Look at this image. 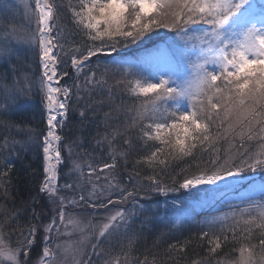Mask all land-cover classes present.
I'll return each instance as SVG.
<instances>
[{
  "label": "snow or ice",
  "instance_id": "6c2138e0",
  "mask_svg": "<svg viewBox=\"0 0 264 264\" xmlns=\"http://www.w3.org/2000/svg\"><path fill=\"white\" fill-rule=\"evenodd\" d=\"M0 65V264H264V182L183 241L184 202L151 195L264 173V0H0ZM27 151L42 179L17 203Z\"/></svg>",
  "mask_w": 264,
  "mask_h": 264
},
{
  "label": "trees",
  "instance_id": "16d2710c",
  "mask_svg": "<svg viewBox=\"0 0 264 264\" xmlns=\"http://www.w3.org/2000/svg\"><path fill=\"white\" fill-rule=\"evenodd\" d=\"M171 34L166 33L164 30H160L159 34H152L151 39H145L143 42L138 44H133L128 48L120 49L119 55L114 54L113 59L115 60H123L128 59L132 60L137 57L143 56L147 51L153 49L161 44L164 43V38L170 36ZM4 65H0V71L5 70ZM71 83V81H69ZM23 108L21 109V116L27 120L33 121V126L38 128L46 127L45 123H42V117L40 113V98L39 96H34L31 100L23 101ZM18 119L21 118L20 116L17 117ZM74 123L73 120H70L69 127L72 126ZM65 134L70 135L68 129H65ZM66 155V153H65ZM14 168L12 170L11 178L13 182V192L17 193V203L20 200L29 198V194L36 195L35 187L37 185V180L34 179L35 176L38 174L42 179V154H36L33 151L23 152L19 158L13 157ZM131 167V165H129ZM187 167L186 163H173L171 168L166 172L165 179H168L170 183L169 177L176 175L180 172L181 168ZM64 171H67L65 168ZM145 173H147V169H142ZM251 181V183H250ZM62 182V181H61ZM264 182V173H260L258 175L253 176V174H244L243 178H238L235 183L226 184L217 187L214 189L215 194H229L234 193L239 190L245 189L251 185L261 184ZM145 183H147L145 181ZM213 193V192H212ZM152 200L159 201L160 204L164 203L165 201L169 203L173 202H183L188 194L186 190L181 189L177 192H168L165 196H159L155 193L151 194ZM110 208L112 206H109ZM116 207H131V204L128 205H117ZM114 210V209H113ZM91 211V210H89ZM106 210H100V214H105ZM195 219H190L188 224H185L182 229L175 233V236L180 240L183 241L187 237L191 236L197 229L198 225L195 223ZM152 236H149L147 240V245L150 246L152 244ZM17 237L13 235L12 243L15 245L17 243ZM169 242L175 243L177 242L176 239L170 240ZM142 248L144 242H141ZM199 252L203 255V250L201 248H190L188 250V255L190 258L194 257V254Z\"/></svg>",
  "mask_w": 264,
  "mask_h": 264
},
{
  "label": "rangeland",
  "instance_id": "374dc122",
  "mask_svg": "<svg viewBox=\"0 0 264 264\" xmlns=\"http://www.w3.org/2000/svg\"><path fill=\"white\" fill-rule=\"evenodd\" d=\"M9 2L12 3L13 5H17V0H9ZM257 2L259 3V0H257ZM23 11H24L23 7L18 6V15L16 14V12H13V15L15 16L17 23L23 22ZM234 180L235 179L230 178L228 181H221L219 183V186L224 185L226 183L228 184L230 182H233ZM214 187L215 186H201L198 189L191 190V193L188 191L189 197L188 199H186V201H184V204L186 205L187 214L191 217V219L198 215H201V219H202V218H211L212 216L218 215L222 212L227 213L231 210L229 205H233V206L241 205L242 197L255 191L256 189H258L259 186L250 187L249 189L241 191L230 197L223 198L218 203L216 202L215 199H213V193H210V194L193 193L195 191H200V190H205V189L208 190ZM211 192L213 191L211 190ZM165 204L167 203H164L161 205L163 206ZM167 205H171V204H167ZM209 213H211L212 216H210ZM103 216L104 214L97 215L94 222L102 221ZM61 239H63V237H61Z\"/></svg>",
  "mask_w": 264,
  "mask_h": 264
}]
</instances>
